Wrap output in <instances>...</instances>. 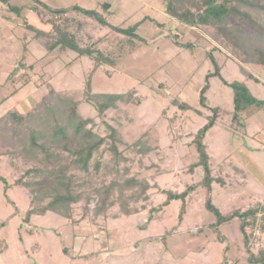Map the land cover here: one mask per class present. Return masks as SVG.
<instances>
[{
	"label": "rangeland",
	"instance_id": "obj_1",
	"mask_svg": "<svg viewBox=\"0 0 264 264\" xmlns=\"http://www.w3.org/2000/svg\"><path fill=\"white\" fill-rule=\"evenodd\" d=\"M40 1L53 8L79 5L95 10L110 24L123 28L137 25L136 34L143 40H136L138 47L126 55L130 40L126 34L72 11L69 27L81 45L100 50L114 58L115 64L104 62L95 68L93 58L73 51H55L45 58L46 50L39 40L32 39L33 32L25 25L49 27L30 8L34 1L0 0V119L14 108L24 114L41 109V100L52 91L49 100L59 98L55 99L56 110L62 107L68 113L69 106L76 103L79 117L90 120L86 128L105 138L88 172L69 171L76 174L75 190L82 195L72 206L77 223L49 212L33 215L28 229L25 225L17 228L14 217L25 216L36 193L31 194L30 188L16 180L34 186L40 176L29 170L52 165L37 160L33 149H22L23 145L16 149L14 143L5 145L0 137V152L5 153L0 155V174L10 184L6 189L0 179V242L7 246L0 250V264H124L125 259L119 257L145 249H158L176 264H253L247 248L258 253L264 246V233L248 228L251 237L247 245L240 219L217 229L211 226L216 217L205 206L208 192L200 185L204 170L193 167L199 160L194 139L213 114L212 108L221 107L223 111L205 137L216 179L213 202L223 213L264 202V111L246 119V131L240 130L233 120V89L219 76L207 81V74L215 71L209 56L213 54L228 82L245 81L257 98L264 99V67L245 65L259 81L248 78L241 72L240 58L215 30L180 23L166 12L165 0ZM105 3L110 4L108 9ZM8 5L15 10L10 11ZM25 33L28 53L24 52ZM119 46L125 49L118 51ZM32 63L34 68L25 67ZM89 78L91 94L96 97L86 93ZM207 83L204 106L200 93ZM108 93L124 97L100 112L97 104L102 98L98 95ZM176 100L188 107L181 109ZM55 114L42 113L18 125L14 140L28 135L29 128L43 131L48 123L66 121ZM113 140L120 155L111 150ZM130 177L148 184L147 190L142 192L136 185L120 198V190L114 189L110 196L114 204L99 213L103 194L98 190ZM191 185L198 187L189 193L180 221L182 201L165 206L166 191L183 192ZM34 202L39 204L38 199ZM125 209L131 214H125ZM165 235L168 237L162 243ZM84 237L86 245L79 250L76 239L81 242ZM80 251L90 255L80 261Z\"/></svg>",
	"mask_w": 264,
	"mask_h": 264
},
{
	"label": "trees",
	"instance_id": "obj_2",
	"mask_svg": "<svg viewBox=\"0 0 264 264\" xmlns=\"http://www.w3.org/2000/svg\"><path fill=\"white\" fill-rule=\"evenodd\" d=\"M33 1L34 4L30 8L40 16L41 23L45 26L49 25V27H39L31 23L27 24L26 17L25 25L30 32H33L32 39L39 40L46 50L45 58L55 51H73L80 56L93 58L95 60V68H98L104 62L115 64L114 58H110L100 50H96L91 46L85 47L81 45V40L77 36V33L69 27V13L72 11L82 13L96 20L102 26H109L116 31L126 34L130 38L126 49L122 46L118 48V51L125 49L124 52L126 55L136 50L138 47L136 40H143L136 34L137 25L128 28L112 25L103 15L95 10L83 8L79 5L67 8H53L40 0ZM165 2L166 12L176 18L180 23L191 27H206L215 30L221 36L226 46L234 50L236 58H240L243 64L241 65V72L248 78L259 81L258 78L245 69V65L254 64L264 67V0H165ZM104 6L108 9L110 4L105 3ZM8 7L10 11L15 10L13 5H8ZM234 19H239V22H234ZM23 39L25 42L24 52L28 53L27 33L24 34ZM209 56L215 65V71L207 74V81L212 76H219L225 84L233 89V120L238 124L240 130L243 129L245 132L246 119L260 111H264V99L257 98L250 91L245 81L233 80L232 82H228L222 76L220 65L214 55L210 54ZM33 64L25 67L34 68ZM208 84L201 89L200 93V103L204 106L207 104V96L205 93L209 87ZM50 93L51 95L45 94L41 100L39 104L41 109H35L32 112L24 114L17 108H14L2 116L0 119V137L5 141V145L11 142L15 144V148L17 145H23L22 149L26 150L28 147L33 149L36 153L35 157L37 160L45 161L52 165L50 168H33L29 170V172H35V174L40 176L38 180L34 181V186L16 180L17 184L25 188H30L29 192L31 194L33 192L36 193L29 202V207L25 211L23 220L29 222L33 215H45L49 212H54L77 223L78 220L73 218L72 206L81 199L82 195L75 190V187H77L74 180L76 174H69V171L78 169L88 172L94 153L101 148L105 138L98 136L92 130L86 128L90 120L79 117L76 111V103L69 106L68 113H65L62 107L56 110L55 99L57 101L59 98L55 96L53 100H49L50 97L53 98V92L51 91ZM86 93L89 96L94 95L96 97V94H91L90 78L86 84ZM98 97L102 98V100L97 104V107L100 112H103L115 105L117 101L122 100L124 94H99ZM90 100L91 102H95L91 98ZM175 103L181 109L188 107L187 103L178 102L177 100ZM41 111L51 117H55V112H58L63 117L62 119L66 121L53 125H51L52 122L50 124L48 123L43 131L36 128H29V134L21 137L16 142L14 140L15 128L18 125H24L33 117H41ZM212 111L213 114L208 117L207 123L198 130L195 136L194 144L199 155V160L193 167H202L204 170V178L200 185L206 188L208 192L205 206L216 217V220L211 226L217 229L238 218L240 219V228L244 234L245 243L249 245L251 236L248 233V228H258L264 233V202H256L245 209L239 207L228 213H223L213 202L212 183L216 179L212 175L210 156L207 152L205 137L207 132L215 126L216 120L223 109L215 106L212 108ZM112 138L115 139L114 134H112ZM111 150L116 155H120L116 140H113ZM7 152L12 151L8 150ZM40 152L43 153V156H40ZM1 154L4 155L5 153L0 152ZM96 168L98 169L99 166H96ZM0 179L5 182V188L8 189L10 184L8 183L7 177L0 174ZM136 185L141 186L142 192H145L148 188V184L146 185L134 177L126 178L123 181L119 179L114 180L110 184L105 185L103 189L98 190V193H102L103 195L100 198L101 206L97 208V211L99 213L101 211L105 212L108 205L114 204L110 200L114 189L120 190L121 198L125 191L134 188ZM197 187L196 185H191L183 192L166 191L168 197L164 202L165 206L169 205L171 201H182L179 213L180 221L183 220L187 210V197ZM36 199L39 200L38 205L34 202ZM45 199L48 200L45 201ZM124 213L131 214V211L125 209ZM166 236H164L162 243L166 242L168 237ZM247 250L249 252L248 260L250 263L264 264V246L261 247L258 253H254L249 247ZM119 259H125L124 264H176L174 259L165 258L161 255L158 249L155 251L147 249L137 251L130 256L119 257Z\"/></svg>",
	"mask_w": 264,
	"mask_h": 264
},
{
	"label": "crops",
	"instance_id": "obj_3",
	"mask_svg": "<svg viewBox=\"0 0 264 264\" xmlns=\"http://www.w3.org/2000/svg\"><path fill=\"white\" fill-rule=\"evenodd\" d=\"M14 218H16V222H17V228H19L20 226H22V225H25V227H27L28 229H31V226H30V221L29 222H25L24 220H23V218L22 219H19L17 216H15ZM83 240L80 242L79 241V238H77L76 240H77V246L79 247V250H82L83 249V247L86 245L85 243H86V239H85V237L84 238H82ZM4 248L7 250V246L6 247H4V244L2 243V242H0V250H4ZM88 255H90V254H86L85 252H82V251H80L79 252V260L80 259H82V258H85V257H87ZM93 255V254H92ZM81 261V260H80ZM83 264V263H82Z\"/></svg>",
	"mask_w": 264,
	"mask_h": 264
}]
</instances>
